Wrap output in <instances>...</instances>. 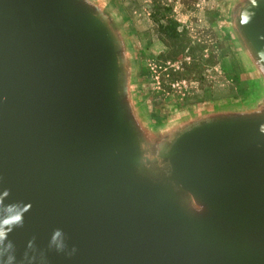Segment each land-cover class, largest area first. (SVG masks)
Returning <instances> with one entry per match:
<instances>
[{"label": "water", "instance_id": "95a60500", "mask_svg": "<svg viewBox=\"0 0 264 264\" xmlns=\"http://www.w3.org/2000/svg\"><path fill=\"white\" fill-rule=\"evenodd\" d=\"M237 3L240 91L173 112L103 0H0L15 264H264V0Z\"/></svg>", "mask_w": 264, "mask_h": 264}, {"label": "rangeland", "instance_id": "374dc122", "mask_svg": "<svg viewBox=\"0 0 264 264\" xmlns=\"http://www.w3.org/2000/svg\"><path fill=\"white\" fill-rule=\"evenodd\" d=\"M125 4L121 8L123 31L132 39L134 49L146 51L154 78L160 83L156 106L175 112L184 102L232 99L240 91L232 76L239 70L241 52L222 57L215 48V35L208 30L206 0H134L133 5ZM131 13H136L134 24ZM140 61L143 82L147 76L151 80L146 60L140 56ZM183 81L187 90L173 88Z\"/></svg>", "mask_w": 264, "mask_h": 264}, {"label": "flooded vegetation", "instance_id": "af4514ba", "mask_svg": "<svg viewBox=\"0 0 264 264\" xmlns=\"http://www.w3.org/2000/svg\"><path fill=\"white\" fill-rule=\"evenodd\" d=\"M104 8L102 16L109 22L115 31H123L125 18L121 11L125 7V3L134 4V0H103ZM220 0H206V14L208 17V30L210 29L215 35L216 46L222 57H230L231 54L245 52L247 47L243 41L240 30L238 28L237 17L242 7L241 4L220 3ZM122 13V14H121ZM136 13H131V24H134ZM134 48L132 44L131 49ZM229 59V58H228ZM155 66V65H154ZM151 157L156 155L154 147H150Z\"/></svg>", "mask_w": 264, "mask_h": 264}, {"label": "clouds", "instance_id": "9594fccd", "mask_svg": "<svg viewBox=\"0 0 264 264\" xmlns=\"http://www.w3.org/2000/svg\"><path fill=\"white\" fill-rule=\"evenodd\" d=\"M0 195L4 196L3 200H0V264H15V249L11 241L7 239L8 235L17 227L23 226V217L25 215V206L21 203L4 205V200L9 197L10 190H3ZM63 232L59 229L53 233L54 237H63ZM34 240V238H33ZM54 241L50 242V247ZM31 244V242H30ZM65 245L57 247V251H63ZM76 252L73 247L68 256L71 257ZM10 253V254H9Z\"/></svg>", "mask_w": 264, "mask_h": 264}, {"label": "built area", "instance_id": "2783aa9c", "mask_svg": "<svg viewBox=\"0 0 264 264\" xmlns=\"http://www.w3.org/2000/svg\"><path fill=\"white\" fill-rule=\"evenodd\" d=\"M177 69H180V67L178 66ZM187 82L186 81H183V82H180V83H175L173 85V88L174 89H181V88H185V90H187Z\"/></svg>", "mask_w": 264, "mask_h": 264}, {"label": "trees", "instance_id": "16d2710c", "mask_svg": "<svg viewBox=\"0 0 264 264\" xmlns=\"http://www.w3.org/2000/svg\"><path fill=\"white\" fill-rule=\"evenodd\" d=\"M239 81H241V78H240V76H238V75H233L232 76V82H239Z\"/></svg>", "mask_w": 264, "mask_h": 264}]
</instances>
